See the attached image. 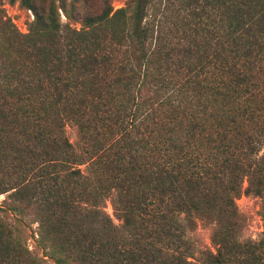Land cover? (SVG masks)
<instances>
[{
	"label": "trees",
	"instance_id": "obj_1",
	"mask_svg": "<svg viewBox=\"0 0 264 264\" xmlns=\"http://www.w3.org/2000/svg\"><path fill=\"white\" fill-rule=\"evenodd\" d=\"M16 1L34 19L0 10V264H264V0Z\"/></svg>",
	"mask_w": 264,
	"mask_h": 264
},
{
	"label": "rangeland",
	"instance_id": "obj_2",
	"mask_svg": "<svg viewBox=\"0 0 264 264\" xmlns=\"http://www.w3.org/2000/svg\"><path fill=\"white\" fill-rule=\"evenodd\" d=\"M127 0H113V6L115 8H119L125 5ZM58 3V1H57ZM0 10H2L6 16L11 18L12 22L17 26V28L23 32L26 33L29 31V24L34 19V13L31 9L24 6L20 1H16L14 3L10 2V0H3L0 4ZM62 13V19L64 21H67V18ZM71 24L75 27H80L81 23L79 21H71ZM67 132L69 134V137L71 141L76 142L77 141V128L71 124L67 126ZM5 196H0V203L4 200ZM238 205L240 209L249 217L250 225L245 233V237H250L257 239L261 236V233L263 231V220L261 216V201L258 197L254 195H246L243 194L240 198L237 200ZM107 211L111 214L113 213L112 205L111 203H108ZM116 222H118L117 219H115ZM27 222L30 227V238L28 240V245L30 249L38 253L40 256H42L44 253L43 251L37 249L36 247V240L38 237V223L34 222L31 217L27 219ZM197 234L199 239L202 243L206 245H210V229L206 226H200V228L197 230ZM45 258H49L46 256ZM49 264H54L50 259Z\"/></svg>",
	"mask_w": 264,
	"mask_h": 264
}]
</instances>
